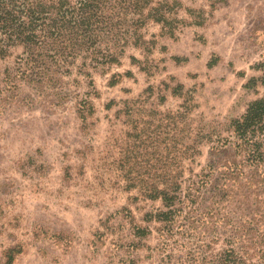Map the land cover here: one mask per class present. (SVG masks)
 I'll return each instance as SVG.
<instances>
[{
	"label": "rangeland",
	"instance_id": "1",
	"mask_svg": "<svg viewBox=\"0 0 264 264\" xmlns=\"http://www.w3.org/2000/svg\"><path fill=\"white\" fill-rule=\"evenodd\" d=\"M177 1L173 36L147 22L145 43L92 70L91 85L65 77L61 106L21 100L30 93L21 82L12 96L3 79L16 76L22 48L0 55V264L156 263L147 258L156 233L141 239L133 226H148L143 215L160 202L127 182L199 173L264 93L245 88L264 63V0ZM86 93L94 110L82 122L75 97Z\"/></svg>",
	"mask_w": 264,
	"mask_h": 264
},
{
	"label": "trees",
	"instance_id": "2",
	"mask_svg": "<svg viewBox=\"0 0 264 264\" xmlns=\"http://www.w3.org/2000/svg\"><path fill=\"white\" fill-rule=\"evenodd\" d=\"M180 6L177 0H0V55L22 48L16 76L6 71L3 81L16 98V82L26 85L27 103L61 106L70 98L65 77L75 71L91 85L92 70L119 64L126 47L145 43L140 31L147 22L173 36ZM257 69L260 77L245 88H264V63ZM76 96L75 114L85 122L94 110L90 93ZM209 155L185 180L129 179L128 190L138 186L144 198L160 202L143 215L148 226H133V235L156 233V244L147 246L155 264H264V93L230 121L229 135Z\"/></svg>",
	"mask_w": 264,
	"mask_h": 264
}]
</instances>
